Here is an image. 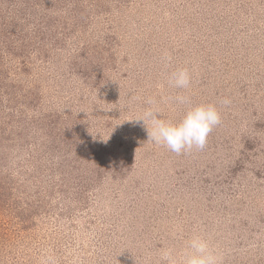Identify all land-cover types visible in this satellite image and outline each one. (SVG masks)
Returning a JSON list of instances; mask_svg holds the SVG:
<instances>
[{"label":"rangeland","instance_id":"374dc122","mask_svg":"<svg viewBox=\"0 0 264 264\" xmlns=\"http://www.w3.org/2000/svg\"><path fill=\"white\" fill-rule=\"evenodd\" d=\"M5 37L0 264H161L194 235L264 264V0H0ZM180 68L188 89L168 83ZM149 99L222 122L177 155L131 121Z\"/></svg>","mask_w":264,"mask_h":264},{"label":"clouds","instance_id":"9594fccd","mask_svg":"<svg viewBox=\"0 0 264 264\" xmlns=\"http://www.w3.org/2000/svg\"><path fill=\"white\" fill-rule=\"evenodd\" d=\"M164 60L170 62L171 56L165 53ZM168 83L177 89H188L192 75L189 69L180 68L169 74ZM175 101L191 105L190 97L185 95L176 96ZM147 103L150 107L131 121L145 126L148 141L164 146L177 155L203 150L210 133L222 122L221 113L215 104L190 106L179 122H172L161 118L160 110L153 106L154 100L149 99ZM221 103L228 106L231 100L225 98ZM160 260L161 264H221V257L210 248L208 240L200 235H194L188 241L182 256L178 257L174 249L166 248L161 250ZM42 264H55V260L46 255Z\"/></svg>","mask_w":264,"mask_h":264},{"label":"trees","instance_id":"16d2710c","mask_svg":"<svg viewBox=\"0 0 264 264\" xmlns=\"http://www.w3.org/2000/svg\"><path fill=\"white\" fill-rule=\"evenodd\" d=\"M11 35V34H10ZM18 42V39L16 37H14V39L11 41V42ZM10 43V38H4L3 40H0V52H2L3 50L5 49H9V47L7 46L8 44ZM1 96V95H0ZM6 123H9V124H12L14 123V120L12 118H4ZM20 118L18 117L17 118V121L19 120ZM4 151L5 149L3 148V145L0 146V154H4Z\"/></svg>","mask_w":264,"mask_h":264}]
</instances>
